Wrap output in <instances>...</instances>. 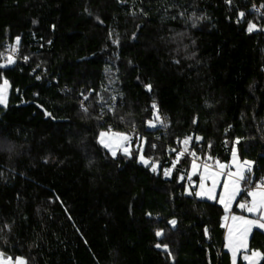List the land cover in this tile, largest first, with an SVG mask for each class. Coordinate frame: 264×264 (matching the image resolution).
Listing matches in <instances>:
<instances>
[{"label":"trees","instance_id":"obj_1","mask_svg":"<svg viewBox=\"0 0 264 264\" xmlns=\"http://www.w3.org/2000/svg\"><path fill=\"white\" fill-rule=\"evenodd\" d=\"M263 26L248 0H0V250L27 264H232L224 207L186 193L191 160L173 162L191 137L199 159L236 148L264 174ZM153 103L163 123L149 127ZM103 130L140 134L150 163L113 157ZM249 247L264 253L263 231Z\"/></svg>","mask_w":264,"mask_h":264},{"label":"snow or ice","instance_id":"obj_2","mask_svg":"<svg viewBox=\"0 0 264 264\" xmlns=\"http://www.w3.org/2000/svg\"><path fill=\"white\" fill-rule=\"evenodd\" d=\"M231 2V0H229ZM244 13H240V17L243 18ZM255 25L250 24L248 27V31L252 32L255 30ZM16 45H19V38L16 39ZM17 49L13 47L11 51L15 52ZM27 59V58H25ZM7 62L9 64L15 63L13 58L9 56L7 58ZM8 81L4 80L3 84L0 85V105H6L7 103V92H8ZM149 90H151V86H147ZM87 99V97H85ZM115 99V98H113ZM83 107V106H82ZM153 109H157L155 103L151 106ZM87 111L86 108H84ZM50 115V114H48ZM154 119L158 123H163V120L159 116L158 109L154 114ZM150 127H156V123L149 122ZM192 138H186L183 143L184 145H188ZM197 140L200 139L199 137L196 138ZM129 140L130 137L126 134L121 133H105L101 132L99 134V143L103 145L104 148L108 149L112 156L115 157L117 155V150H122L124 155H130L129 153ZM238 143V141H237ZM184 155L183 152H180L177 155L176 161L173 162V167H175V163L179 161V159ZM193 156L192 161V175L197 174V170L200 165L197 164L196 154L194 152L191 153ZM232 164H223L219 161H215L213 165L208 163L203 164V172L200 174V184L199 189L200 191L194 192L196 196L206 197L207 199H215V190L217 184L219 183V178L222 175H226V179L223 183V194L220 196L219 200L220 203L224 205V209L226 212L229 210V206L235 197L241 191V182H247L248 177L246 173H250L252 170V162L250 161H239L237 159V152L236 149L233 148L232 150ZM211 160V157H208ZM140 160L144 164H149V161L145 160L143 155L140 156ZM232 166H235V171H232ZM152 171L157 170V165L152 164ZM216 168L217 171H213L212 169ZM225 170H227L225 172ZM170 169L165 171V175L170 174ZM183 179V177H181ZM189 181H191V175L188 176ZM208 181H211V187H206ZM190 195L193 194L192 191L189 192ZM248 196L251 197L250 202L241 203L239 207L241 209L246 210L250 214L255 215V219H249L244 216H235L231 217L232 224L228 225L225 224L224 227L228 230L227 236V247L229 251L232 253V264H237V255L238 253H243V259L247 262V264H260L261 260H264V253L259 251H251L249 254V249L247 247V240L249 234L252 232L253 229H264V183L256 185L254 190L249 191ZM225 220H228V216H225ZM173 225H175V221H171ZM157 236L162 235V233L157 232ZM160 247L159 244L156 245ZM165 250L167 251V246H164ZM0 264H27V261L22 257H17L13 259L12 257H8L3 253H0Z\"/></svg>","mask_w":264,"mask_h":264},{"label":"rangeland","instance_id":"obj_3","mask_svg":"<svg viewBox=\"0 0 264 264\" xmlns=\"http://www.w3.org/2000/svg\"><path fill=\"white\" fill-rule=\"evenodd\" d=\"M263 30H264V26H263ZM13 47L19 48V46H17V45L15 44L14 46H11V47L6 48V49L3 51V53H4V55H5L7 58H8L9 56H11V57L13 58V60H15L16 58L13 56V53H12L13 51H11V49H12ZM6 63H8V62L6 61L4 64H6ZM8 89H9V87H8ZM152 122H153V123H156V124L158 123V122H156L155 120L152 121ZM149 127H150V126H149ZM101 132L109 133V135H110L111 133H113V132H114V133H121V134H126V135H128V136L130 137V140H129V153H131L132 149H133V150H139L138 161H139L140 163H142L141 160H140V156L143 155V157L145 158V160L149 161V163H150V160H149L148 158H146V157L144 156V154H143L144 140H143L141 137L139 138L137 135H129L128 133H125V132H119V131H113V130H103V131H101ZM101 132H100V133H101ZM184 140H185V139H184ZM184 140H183V141H184ZM191 140H192V139H191ZM191 140H190V142H189L188 145H184V143L182 142V148H181V150L179 151V153H180V152L186 153L187 151H191V150H190V149H191ZM235 149H236V148H235ZM109 152H110V151H109ZM119 152H120V153H123L122 150H117V154H118ZM236 152H237V159H238L239 161H241V162L245 161V160H242V159L240 158L237 149H236ZM110 153H111V152H110ZM179 153H178V154H179ZM178 154H177V155H178ZM232 159H233V158H232V155H231V159H230L229 161H225V162H221V161H219V162H220V163H223V164H229V165H231V164H232ZM205 160L208 161V164H210V165H213V164L215 163V161H209L208 159H205ZM246 161H249V160H246ZM196 162H197L198 165H200V167H199L198 170H197V174H196V175H192V167H191L192 162H191L189 168L187 169V173H186V177H187V178H186V181H185V192L189 194V192L192 191L194 196H196V195L194 194V192H196V191H200V189H199V184H200V174L203 172V164L206 163L205 161H203L202 159H199V158H198V160H196ZM250 162H252V161H250ZM143 164H144V163H143ZM252 167H253V162H252ZM212 170H213V171H217L218 169L213 168ZM231 170H232V171H235V166H232ZM226 171H227V170H225V172H226ZM189 175H191V181H189V179H188V176H189ZM226 178H227L226 175H222V176L219 178V183L217 184V187H216V190H215V196H216L215 199H211V200H210V199H207L206 197H200V196H196V197L199 198V199H206V200H210V201H216V202H218L220 205H222V206L224 207V205H223L222 203H220L219 198H220V196L223 194V191H224V189H223V183H224V181H225ZM206 187H211V181H208V182H207ZM242 193H244V184H243V182H241V191H240V193H239V194L235 197V199L232 201V203H231L230 206H229V210H228V212H226V216H228V220H227V221L225 220V224H228V225H231V224H232L231 217H232L233 215H235V216H244V217H247V218H249V219H255V218H256L254 214H250V213H248L246 210L241 209V208L239 207V205H240L241 203H245V200H246V199H244V198H242V199L240 200V195H241ZM248 198H249V200L251 201V197L248 196ZM254 230H261V231L264 232V229H253L252 232H253ZM252 232L249 234V236H248V240H247V247H248V249H249V254H250L251 251H259V252H261V251L258 250V249H251V248L249 247V239H250V236H251ZM227 236H228V230H227V228L225 227L224 248H225L226 251L229 252V254H230V256H231V259H232V253H231V251H229V249H228V247H227ZM16 258H17V257H16ZM13 259H15V258H13ZM240 260H241L242 262H244L245 264H247V262L244 261V259H243V253H238V255H237V264H239V261H240Z\"/></svg>","mask_w":264,"mask_h":264},{"label":"built area","instance_id":"obj_4","mask_svg":"<svg viewBox=\"0 0 264 264\" xmlns=\"http://www.w3.org/2000/svg\"><path fill=\"white\" fill-rule=\"evenodd\" d=\"M249 1V11L251 13H254L258 16H261V17H264V5L256 0H248ZM17 50L15 52H12L13 53V56L14 57H17L19 55V48H16ZM157 124H160V123H157ZM137 136L140 138L141 135L140 134H137ZM182 148V144H181V147L179 148V151L181 150ZM191 151H187L186 153H184V155L182 157H188L189 160H191V162L193 161V156L191 155L192 152H195L194 149H190ZM196 157L199 158L196 154ZM198 160V159H197ZM205 161L206 163H208V161L206 160H203ZM170 168H167L166 170H169ZM186 173H187V170L184 171V174H183V178H187L186 177ZM246 176L248 177V180L247 182H243L244 184V195L247 196L245 202H250L249 198H248V192L251 191V190H254L256 185L258 184H261V183H264V174H261V175H257L255 172H254V169L252 167V170L250 173H247ZM0 253H3L2 250H0ZM4 254V253H3Z\"/></svg>","mask_w":264,"mask_h":264},{"label":"water","instance_id":"obj_5","mask_svg":"<svg viewBox=\"0 0 264 264\" xmlns=\"http://www.w3.org/2000/svg\"><path fill=\"white\" fill-rule=\"evenodd\" d=\"M6 255V254H5ZM6 256H8V255H6Z\"/></svg>","mask_w":264,"mask_h":264}]
</instances>
